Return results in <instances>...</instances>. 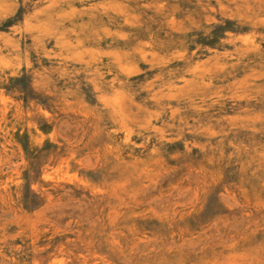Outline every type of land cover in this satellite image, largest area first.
Masks as SVG:
<instances>
[{
    "label": "rangeland",
    "instance_id": "rangeland-1",
    "mask_svg": "<svg viewBox=\"0 0 264 264\" xmlns=\"http://www.w3.org/2000/svg\"><path fill=\"white\" fill-rule=\"evenodd\" d=\"M0 264H264V0H0Z\"/></svg>",
    "mask_w": 264,
    "mask_h": 264
}]
</instances>
